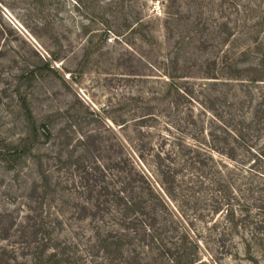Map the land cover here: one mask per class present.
I'll use <instances>...</instances> for the list:
<instances>
[{
    "label": "rangeland",
    "instance_id": "374dc122",
    "mask_svg": "<svg viewBox=\"0 0 264 264\" xmlns=\"http://www.w3.org/2000/svg\"><path fill=\"white\" fill-rule=\"evenodd\" d=\"M263 58L264 0H0V264H264Z\"/></svg>",
    "mask_w": 264,
    "mask_h": 264
},
{
    "label": "trees",
    "instance_id": "16d2710c",
    "mask_svg": "<svg viewBox=\"0 0 264 264\" xmlns=\"http://www.w3.org/2000/svg\"><path fill=\"white\" fill-rule=\"evenodd\" d=\"M263 60H264V58H263ZM252 80H258V78H257V76H254V78H252ZM178 87V86H177ZM178 90L180 91L181 89H180V87L178 88ZM219 122H223L221 119H217ZM225 124V123H224ZM224 124H222V126H225ZM231 128V127H230ZM223 129H224V133H228V135L229 136H231L234 140H237V139H242V137L239 135V134H236L235 132V135H232V128L231 129H229V127L228 128H226V127H223ZM196 139H198V138H196ZM199 140V139H198ZM201 141V140H200ZM197 142V144H194V146H196L197 148H199V149H202V150H205V151H207V152H209L212 156H213V149H215L214 148V146L211 144V141H208V142H199V141H196ZM220 152H222V150H219ZM228 155H231V154H228ZM214 157V156H213ZM231 159H234L232 156H229ZM256 157H254V159H255ZM253 159V160H254ZM254 163V162H253ZM225 164H226V162L224 161L222 164H221V162H219V161H217V166H216V171H217V175L218 176H220L219 177V181H220V179L221 180H224V179H222V177H227V174H226V170L228 169L229 171H231L232 172V184L229 182V186L228 185H226V184H221L222 185V188H221V191L223 192V190L224 191H230V192H232V199H234V198H237V197H239L238 196V194H237V192L236 191H238V188H237V186H234L233 185V183H235V180H236V177H239V175H238V173L234 170V167H232V168H229L228 166H226V167H223V166H225ZM232 166H234V165H232ZM225 168H226V170H225ZM237 171H241L240 169H238ZM248 175L246 176V178H247V180H249V183H250V186L248 187V189H246V192H251V189H250V187H251V184L253 183V181H254V179L256 178L260 183H261V185H264V171H260V170H258V169H256L255 167H253V166H251V167H248L247 169H246V171H245ZM234 174H237V175H234ZM253 187V186H252ZM263 189H264V187H263ZM158 191H160L161 193H162V196H163V198L165 199V203H167L168 204V206L172 209V212H174V214H175V217L178 219V220H180V221H182V219H180L179 217H178V215H176V207L175 208H172L169 204L171 203L170 202V200H168L169 199V197L172 195L171 194V192H169V190L167 191L168 192V195L167 194H165V192H162L163 190H158ZM170 195V196H169ZM234 196H237V197H234ZM171 197H173V196H171ZM222 206H218V209H220ZM262 207V206H261ZM215 209H217V207L215 208ZM233 212H235L234 211V208L232 207V213ZM177 213H178V210H177ZM232 215H234V214H232ZM187 264H192V261L191 262H188Z\"/></svg>",
    "mask_w": 264,
    "mask_h": 264
},
{
    "label": "built area",
    "instance_id": "2783aa9c",
    "mask_svg": "<svg viewBox=\"0 0 264 264\" xmlns=\"http://www.w3.org/2000/svg\"><path fill=\"white\" fill-rule=\"evenodd\" d=\"M155 6L158 7L159 5L158 4L157 5L155 4Z\"/></svg>",
    "mask_w": 264,
    "mask_h": 264
}]
</instances>
